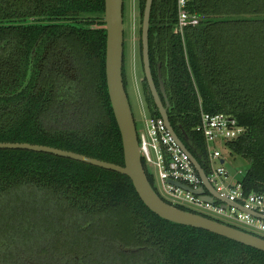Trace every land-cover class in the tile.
<instances>
[{
  "label": "trees",
  "instance_id": "trees-1",
  "mask_svg": "<svg viewBox=\"0 0 264 264\" xmlns=\"http://www.w3.org/2000/svg\"><path fill=\"white\" fill-rule=\"evenodd\" d=\"M144 3L137 0L140 23ZM187 9L199 22L183 36L174 30L176 0H153L150 14V67L169 121L208 173L195 129L200 112L234 117L244 132L224 143L223 154L248 163L237 175L244 192L262 193L264 0H192ZM103 12L104 0H0V142L124 165L107 91ZM139 48L142 69L140 37ZM122 75L127 92L125 56ZM142 75L147 112L159 117ZM4 231L0 264H264L263 251L160 218L127 175L23 149H0ZM13 242L23 248L12 250Z\"/></svg>",
  "mask_w": 264,
  "mask_h": 264
},
{
  "label": "water",
  "instance_id": "water-1",
  "mask_svg": "<svg viewBox=\"0 0 264 264\" xmlns=\"http://www.w3.org/2000/svg\"><path fill=\"white\" fill-rule=\"evenodd\" d=\"M152 2L153 0H145L141 18L140 40L143 73L160 117L165 121L169 131L180 147L187 152L202 180V185L197 189H190L182 183H174L187 190H191L204 201L210 203L221 201L223 207L233 205L240 209L237 203H230L225 197L216 192L214 187L208 182L206 172L178 137L169 121L167 113L168 102H166L165 105L163 104L150 67L149 26ZM123 4L124 0H104L102 21L105 24L106 30L105 75L107 91L115 120L121 134L124 165L115 164L71 150L29 142L2 141L0 142V149H23L49 153L127 175L131 179L141 201L160 218L173 223L203 229L264 252V237L209 215L182 209L178 207L177 204L171 203L161 197L156 191L155 186L149 182L146 171L149 174H151V171L146 168L142 162L141 146L138 140V129L136 127V121L123 82V58L126 55V49H124L126 42ZM30 71L31 64L29 66L28 77ZM158 78L160 90L165 97L160 70L158 71ZM220 162L223 163V159H221Z\"/></svg>",
  "mask_w": 264,
  "mask_h": 264
},
{
  "label": "built area",
  "instance_id": "built-area-1",
  "mask_svg": "<svg viewBox=\"0 0 264 264\" xmlns=\"http://www.w3.org/2000/svg\"><path fill=\"white\" fill-rule=\"evenodd\" d=\"M191 1L176 0L177 19L174 30L181 36L186 27L199 22L198 16L187 9ZM195 129L203 136L206 144L208 182L230 203H237L240 209L233 205L223 207L221 201L214 203L204 201L191 190L174 183H182L190 189H197L202 185V180L189 155L180 147L165 121L160 116L153 117L148 114L145 116L143 128L138 131V140L142 162L151 171L156 191L171 203L186 207L190 205L191 209L201 214L225 222L230 220L237 222L243 229L264 237V192L246 194L237 178L231 180L222 151L224 143L239 137L244 128L234 117L223 112L209 113L201 110L200 121ZM221 159L223 163L220 162ZM242 173V170L237 171V175Z\"/></svg>",
  "mask_w": 264,
  "mask_h": 264
},
{
  "label": "rangeland",
  "instance_id": "rangeland-1",
  "mask_svg": "<svg viewBox=\"0 0 264 264\" xmlns=\"http://www.w3.org/2000/svg\"><path fill=\"white\" fill-rule=\"evenodd\" d=\"M124 15H125V42H126V55H125V71L127 79V93L131 106L133 116L136 121V127L139 130L143 128L145 123V116H148L145 101L141 92V80L143 78L140 66L139 56V29L141 26L139 20V9L137 0H124ZM226 158L225 166L231 174V180L236 179L237 171H246L248 163L236 155L223 154ZM188 207L192 208L190 205ZM228 221V220H226ZM234 225L242 227L239 223L228 221ZM243 228V227H242ZM0 236H5L7 239V232H0ZM1 241L3 239H0ZM17 241V240H16ZM15 241V242H16ZM12 245V250L20 251L23 247L22 243Z\"/></svg>",
  "mask_w": 264,
  "mask_h": 264
},
{
  "label": "crops",
  "instance_id": "crops-1",
  "mask_svg": "<svg viewBox=\"0 0 264 264\" xmlns=\"http://www.w3.org/2000/svg\"><path fill=\"white\" fill-rule=\"evenodd\" d=\"M236 178H237V175H236Z\"/></svg>",
  "mask_w": 264,
  "mask_h": 264
}]
</instances>
